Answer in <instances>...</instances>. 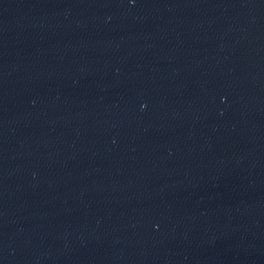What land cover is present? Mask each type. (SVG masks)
<instances>
[{"label":"water","instance_id":"obj_1","mask_svg":"<svg viewBox=\"0 0 264 264\" xmlns=\"http://www.w3.org/2000/svg\"><path fill=\"white\" fill-rule=\"evenodd\" d=\"M0 264H264V0H0Z\"/></svg>","mask_w":264,"mask_h":264}]
</instances>
